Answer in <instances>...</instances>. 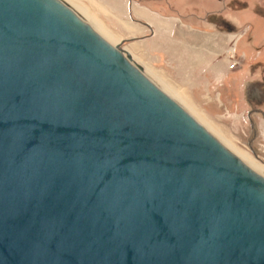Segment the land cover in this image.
<instances>
[{"label":"water","instance_id":"water-1","mask_svg":"<svg viewBox=\"0 0 264 264\" xmlns=\"http://www.w3.org/2000/svg\"><path fill=\"white\" fill-rule=\"evenodd\" d=\"M0 264H264V177L64 0H0Z\"/></svg>","mask_w":264,"mask_h":264},{"label":"rangeland","instance_id":"rangeland-1","mask_svg":"<svg viewBox=\"0 0 264 264\" xmlns=\"http://www.w3.org/2000/svg\"><path fill=\"white\" fill-rule=\"evenodd\" d=\"M64 1L94 17L114 37L110 43L127 51L154 83L159 85L148 71L162 76L186 103L174 100L203 117L221 143L220 136L264 165V0ZM137 1L165 15L159 20L166 24H143L132 15L130 4ZM190 33L209 36L208 49L196 50V56L164 52L189 42ZM187 58L189 65L178 70Z\"/></svg>","mask_w":264,"mask_h":264},{"label":"bare ground","instance_id":"bare-ground-1","mask_svg":"<svg viewBox=\"0 0 264 264\" xmlns=\"http://www.w3.org/2000/svg\"><path fill=\"white\" fill-rule=\"evenodd\" d=\"M67 3V2H66ZM70 3V2H69ZM68 4V3H67ZM72 5L74 7L77 8V10L84 15V17H86V19L90 22V24L87 22V20L77 12L90 26H92L103 38H105L109 43L113 42L114 40H112V37L110 38V36L107 35V32H105V30L103 29V27L100 25V23L94 18L92 17L90 14H88V12L86 10H83L82 8L78 7L77 5L73 4ZM72 8V7H71ZM116 42V41H115ZM186 66V65H185ZM184 66V67H185ZM144 72V71H143ZM151 72L154 77H156V79L159 81V85H156L163 90L165 93L167 92L169 94V96L173 99H178L180 100V102L182 101L183 103H186L185 101H183V99L180 97L181 95L176 92L175 90H173V88L171 87V85L167 82H165L162 78V76L158 75L155 72L152 71H148ZM144 74L146 75L147 73L144 72ZM151 75V74H150ZM147 76V75H146ZM148 77V76H147ZM166 93V94H167ZM180 95V96H179ZM177 100V101H178ZM179 102V101H178ZM183 107V106H182ZM184 108V107H183ZM185 109V108H184ZM190 113L193 115V117L201 124L203 125L205 128H208L209 131L211 127V125H209V123L203 118L201 117L196 111L192 110L189 107ZM187 111V110H186ZM188 112V111H187ZM189 113V114H190ZM210 127V128H209ZM207 129V130H208ZM220 140L222 141V144L224 146H226L231 152H233L235 155H237L244 163H246L250 168H252L254 171H256L257 173H259L260 175H262L264 177V165L257 162L255 159H253L249 154H247V152H244L240 149H238L231 141L223 138V137H219Z\"/></svg>","mask_w":264,"mask_h":264},{"label":"crops","instance_id":"crops-1","mask_svg":"<svg viewBox=\"0 0 264 264\" xmlns=\"http://www.w3.org/2000/svg\"><path fill=\"white\" fill-rule=\"evenodd\" d=\"M130 6H131L132 15L133 16L137 15L141 19L140 21L143 24H145L147 27H149V28L152 27L154 29H157V27H162V26H164V24H166V22H164L163 20H159V18H165V15H162V14L154 11L151 7H149V5L141 4L137 1L135 5L130 4ZM105 32H107V31L105 30ZM107 35L110 36V38L112 37V40H114V37L111 34H109L108 32H107ZM190 35H191V38H190ZM215 35L218 37L224 36L226 38V35H222L220 33H216ZM198 37H200L202 40L201 45H198V42L195 43V39H198ZM209 44H210V37L209 36H204V35L195 36L194 34L190 33L189 34V42L182 41V42H180V45L178 44V45L174 46V48L168 49L167 51L164 50V52L168 53L169 55H173V53L177 52L178 56H180V54H182V55L186 54V56H190L192 53H194L196 56V53H195L196 50L197 51L200 50L202 52V51H204V49H206L208 47ZM186 60H188V62L186 63L185 67H187V65H189V58H187ZM199 62H200V60H199ZM200 64H201V62H200ZM185 67H184V65H181L178 68V70L184 71ZM255 110L257 111L258 109H255Z\"/></svg>","mask_w":264,"mask_h":264},{"label":"flooded vegetation","instance_id":"flooded-vegetation-1","mask_svg":"<svg viewBox=\"0 0 264 264\" xmlns=\"http://www.w3.org/2000/svg\"><path fill=\"white\" fill-rule=\"evenodd\" d=\"M257 112H260L261 114H263L261 111H258V110H257ZM262 116H263V115H262Z\"/></svg>","mask_w":264,"mask_h":264}]
</instances>
